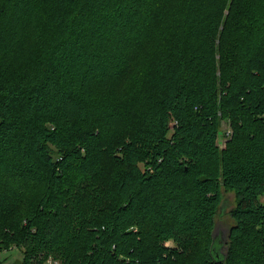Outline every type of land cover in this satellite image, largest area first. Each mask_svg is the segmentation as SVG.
<instances>
[{
    "label": "trees",
    "instance_id": "trees-1",
    "mask_svg": "<svg viewBox=\"0 0 264 264\" xmlns=\"http://www.w3.org/2000/svg\"><path fill=\"white\" fill-rule=\"evenodd\" d=\"M11 247L18 264H264V0H0Z\"/></svg>",
    "mask_w": 264,
    "mask_h": 264
},
{
    "label": "rangeland",
    "instance_id": "rangeland-1",
    "mask_svg": "<svg viewBox=\"0 0 264 264\" xmlns=\"http://www.w3.org/2000/svg\"><path fill=\"white\" fill-rule=\"evenodd\" d=\"M229 130L228 125L226 122H223L221 125V132ZM223 137L222 135L218 137L217 145L219 148H223ZM222 192L224 190L222 189ZM233 193L232 192H225L221 196V204L222 207L220 208V214L216 218L215 221V230H214V248L220 252V254L223 255L225 251V244L227 241L228 236V229L230 225H233V221H231L228 212L233 207ZM220 204V205H221ZM168 245L171 247L173 244L171 242L168 243ZM50 259V258H49ZM47 259V261L49 260ZM22 261V250L16 249V247H11L10 249H0V261L2 264H13V263H19V261ZM47 261L45 264H47Z\"/></svg>",
    "mask_w": 264,
    "mask_h": 264
},
{
    "label": "built area",
    "instance_id": "built-area-1",
    "mask_svg": "<svg viewBox=\"0 0 264 264\" xmlns=\"http://www.w3.org/2000/svg\"><path fill=\"white\" fill-rule=\"evenodd\" d=\"M226 136H228L229 135V132H226V134H225ZM223 137V136H222ZM225 142V137H223V143ZM47 264H59L58 263V261H54V260H52V259H49L48 261H47Z\"/></svg>",
    "mask_w": 264,
    "mask_h": 264
},
{
    "label": "water",
    "instance_id": "water-1",
    "mask_svg": "<svg viewBox=\"0 0 264 264\" xmlns=\"http://www.w3.org/2000/svg\"><path fill=\"white\" fill-rule=\"evenodd\" d=\"M223 203H224V202H223ZM223 203H222V204H223ZM221 206H222V205H221ZM220 208H221V207H220Z\"/></svg>",
    "mask_w": 264,
    "mask_h": 264
}]
</instances>
